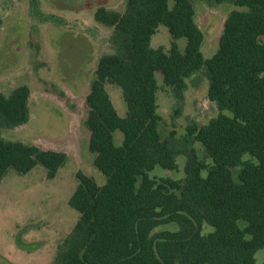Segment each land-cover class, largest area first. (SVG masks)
I'll list each match as a JSON object with an SVG mask.
<instances>
[{
  "label": "trees",
  "instance_id": "1",
  "mask_svg": "<svg viewBox=\"0 0 264 264\" xmlns=\"http://www.w3.org/2000/svg\"><path fill=\"white\" fill-rule=\"evenodd\" d=\"M213 1L234 8L209 58L192 0H125L122 10H95V20L111 29V51L98 59L85 124L94 165L106 179L78 173L69 205L79 217L52 264H264L256 259L264 248V0ZM160 25L172 35L168 47L152 45ZM157 72L178 101L176 112L188 79H206L218 114L192 122L182 137H163ZM107 84L122 88L125 116ZM31 99L26 84L0 90V180L10 168L24 174L39 164L53 178L67 162L64 151L2 135L29 121ZM181 155L183 177L153 174L178 169Z\"/></svg>",
  "mask_w": 264,
  "mask_h": 264
},
{
  "label": "rangeland",
  "instance_id": "2",
  "mask_svg": "<svg viewBox=\"0 0 264 264\" xmlns=\"http://www.w3.org/2000/svg\"><path fill=\"white\" fill-rule=\"evenodd\" d=\"M196 21L205 34L202 52L211 57L219 47L224 21L234 8L229 2L192 0ZM125 0H0V90L10 93L21 85L32 91L30 118L26 124L4 128L8 140L34 143L64 151L66 164L56 176L48 178L39 164L27 173L10 168L0 180V264H52L58 245L71 232L79 212L69 205L78 185V173L93 176L104 183L105 175L94 165L95 153L89 149L90 132L86 127V95L95 76L99 57L111 51V29L98 23V6L122 10ZM53 16V17H52ZM172 35L160 25L152 38L154 47H168ZM186 38L177 40L184 51ZM159 130L163 137L174 131L182 137L192 122L206 123L219 112L207 95L208 82L188 88L179 112L171 87L157 72ZM121 116L127 114L122 88L107 84ZM120 144L123 134L115 136ZM201 157L204 152L199 144ZM210 162V160H208ZM186 157L178 158V169L157 167L153 174L176 178L185 175ZM241 227L246 222L240 221ZM172 226H176L173 224ZM171 226H162L163 229ZM212 230L205 227V232ZM264 261V248L256 253Z\"/></svg>",
  "mask_w": 264,
  "mask_h": 264
}]
</instances>
